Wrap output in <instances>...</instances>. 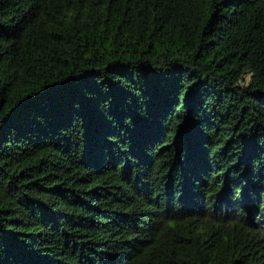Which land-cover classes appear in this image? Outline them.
<instances>
[{
    "label": "trees",
    "instance_id": "1",
    "mask_svg": "<svg viewBox=\"0 0 264 264\" xmlns=\"http://www.w3.org/2000/svg\"><path fill=\"white\" fill-rule=\"evenodd\" d=\"M0 264H264V0H0Z\"/></svg>",
    "mask_w": 264,
    "mask_h": 264
}]
</instances>
